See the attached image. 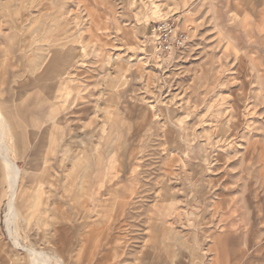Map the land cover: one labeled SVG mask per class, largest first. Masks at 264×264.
Instances as JSON below:
<instances>
[{
    "label": "rangeland",
    "instance_id": "obj_1",
    "mask_svg": "<svg viewBox=\"0 0 264 264\" xmlns=\"http://www.w3.org/2000/svg\"><path fill=\"white\" fill-rule=\"evenodd\" d=\"M0 108V264H264V0H0Z\"/></svg>",
    "mask_w": 264,
    "mask_h": 264
},
{
    "label": "bare ground",
    "instance_id": "obj_2",
    "mask_svg": "<svg viewBox=\"0 0 264 264\" xmlns=\"http://www.w3.org/2000/svg\"><path fill=\"white\" fill-rule=\"evenodd\" d=\"M9 129H10V126L8 124V121L0 113V157L2 158L7 168V178L9 180V185H10L9 187L13 188V193L11 196L12 198L11 197L9 198L10 202L8 204L6 224L9 227L11 236H14L13 238L15 239L16 243H18L17 238H16V233L14 234L11 231L10 227L14 223V220L19 216L18 215L19 210L14 206V200H15L16 187L20 181V171L17 168V166L13 163V161L10 159V155H9L10 149L8 148L7 143L5 141V135H6L5 133L6 131H9ZM26 251H29L28 254L32 257L33 264H52V260H56L57 264H62L60 260H57L58 258L36 252L33 249L26 250Z\"/></svg>",
    "mask_w": 264,
    "mask_h": 264
},
{
    "label": "built area",
    "instance_id": "obj_3",
    "mask_svg": "<svg viewBox=\"0 0 264 264\" xmlns=\"http://www.w3.org/2000/svg\"><path fill=\"white\" fill-rule=\"evenodd\" d=\"M154 33H158L161 36V40H158L157 44L160 50L179 49L188 41V34L177 32L174 26L168 23L159 26L158 30H154Z\"/></svg>",
    "mask_w": 264,
    "mask_h": 264
},
{
    "label": "crops",
    "instance_id": "obj_4",
    "mask_svg": "<svg viewBox=\"0 0 264 264\" xmlns=\"http://www.w3.org/2000/svg\"><path fill=\"white\" fill-rule=\"evenodd\" d=\"M39 34H41V32H40V30H39ZM59 36H62V35H59ZM61 40H63V38H61ZM66 65H69V63H67ZM60 76H62L61 75V73L59 74V77ZM54 108H56V114H54V116H52V123H57L58 121H59V107H57V104H55V107ZM0 113H1V115L7 120V118H6V116L3 114V112H2V110H1V108H0ZM36 125H38V124H36ZM37 128V127H36ZM38 132L40 131V128H38V130H37ZM2 159V158H1ZM3 161V160H2ZM4 163V162H3ZM63 164H64V160L62 159V161H61V164L59 165V167H61V168H63ZM4 167H5V172H6V177H7V168H6V166H5V163H4ZM65 167V166H64ZM7 180H8V178H7ZM20 181H21V179H20ZM8 183H9V180H8ZM35 208V207H34ZM47 209L44 207V203L43 204H41V208H38V210L37 211H35V212H33V213H31L30 214V216H29V218L27 219H25L26 220V222H28V221H31V218H33L35 215H36V217H37V222H44V221H49V219L47 218V212H48V210L46 211ZM18 217H20L21 216V213H20V211H19V213H18ZM22 219V218H21ZM50 231H51V228L49 229V231L47 232V236H50L51 235V233H50ZM55 233H57V231L55 230ZM59 246H58V244L56 243V242H54L53 243V245H52V249L54 250V254H53V256H59V255H61V252H60V250H59ZM64 248V250H65V247H63ZM14 264V263H13Z\"/></svg>",
    "mask_w": 264,
    "mask_h": 264
}]
</instances>
